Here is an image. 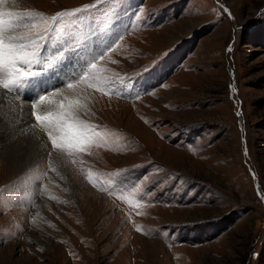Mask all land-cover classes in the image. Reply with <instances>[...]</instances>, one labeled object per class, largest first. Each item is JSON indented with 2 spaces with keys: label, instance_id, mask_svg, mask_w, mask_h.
<instances>
[{
  "label": "rangeland",
  "instance_id": "obj_1",
  "mask_svg": "<svg viewBox=\"0 0 264 264\" xmlns=\"http://www.w3.org/2000/svg\"><path fill=\"white\" fill-rule=\"evenodd\" d=\"M77 8L101 29L122 16L103 48L87 35L108 83H73L93 95L78 118L98 136L85 151L53 149L37 101L0 88L17 122L0 114V264H264V0H19L11 11L51 21Z\"/></svg>",
  "mask_w": 264,
  "mask_h": 264
},
{
  "label": "snow or ice",
  "instance_id": "obj_2",
  "mask_svg": "<svg viewBox=\"0 0 264 264\" xmlns=\"http://www.w3.org/2000/svg\"><path fill=\"white\" fill-rule=\"evenodd\" d=\"M3 3L4 0H0V4ZM81 11L82 9L77 8L72 11L57 12L50 18L51 23L42 18L38 20L37 14L31 12H0V88L18 92L26 86L37 87L38 81L33 83L28 79L38 75L33 68L47 70L53 68L59 60V57L53 54L44 55L47 42L51 40V34L55 31L54 25L62 18L74 17ZM41 24L44 27H40ZM20 28L27 30L19 34ZM88 48L94 50L95 44L88 45L82 54H87ZM96 69L95 57H93L92 61L88 62L87 70L81 69L82 76L74 73L70 79L87 80L90 85H95L97 90H100V86L108 83V78L100 75ZM67 89L74 93V84L68 83ZM44 91H47L46 87ZM84 107L79 99H72L68 93H64L61 98V93L55 92L52 96L40 95L38 101L31 105V115L35 119V127L47 133L53 149H69L71 154L72 148L77 151L87 150L98 136L92 125L85 124L78 118V113ZM2 122L0 118V123ZM89 180L91 182L90 174Z\"/></svg>",
  "mask_w": 264,
  "mask_h": 264
},
{
  "label": "bare ground",
  "instance_id": "obj_3",
  "mask_svg": "<svg viewBox=\"0 0 264 264\" xmlns=\"http://www.w3.org/2000/svg\"><path fill=\"white\" fill-rule=\"evenodd\" d=\"M18 3H19V0H4V3L0 4V10L6 9L7 11H11L12 9H14V5H16ZM66 93H68V91H66ZM69 95L74 100L79 99V102L81 104H83L85 106L84 108H86V109H91L94 106L93 95L90 94V92L88 90L86 92H81V91H76L75 90L74 95H72V94H69ZM1 97L4 98L3 96L0 95V114H1V117H2V112L5 111L6 112V116L11 119L9 123H11L12 126H13L14 124L17 123L16 119L12 117L10 109L7 108L6 103H4L2 101ZM81 97H82V99H81ZM81 112L82 111H80L79 113H81ZM0 130H1L0 132L2 133V135H4V133L7 131V129L1 123H0ZM13 130L15 131V127H14ZM31 136L33 137L32 141L36 142L38 145H41V147L42 146L44 147V143L42 142V140H40L41 137L39 139V138H37V137H35L33 135H31ZM28 137H29V135H28ZM43 147H42V149H43Z\"/></svg>",
  "mask_w": 264,
  "mask_h": 264
}]
</instances>
